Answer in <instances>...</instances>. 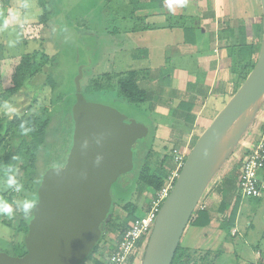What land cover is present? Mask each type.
I'll use <instances>...</instances> for the list:
<instances>
[{"label": "rangeland", "instance_id": "obj_1", "mask_svg": "<svg viewBox=\"0 0 264 264\" xmlns=\"http://www.w3.org/2000/svg\"><path fill=\"white\" fill-rule=\"evenodd\" d=\"M50 1L54 12L52 21L45 25L38 22V19L43 10L38 4L37 0H14V4L12 5L10 4V1L7 2L5 0H1L0 57L9 56V58L6 59L10 60L4 62L0 67V100L2 102L4 96V93H2L3 90L12 85L11 76L14 68L16 67V63L18 62L15 61L16 58H18V60H21L20 58L24 54L34 51L39 54L43 50H45L50 56H56L57 68L54 69V73L57 81H59V84L61 86V90H57L54 93L48 92V98L53 95L54 99H56L59 94L61 95L63 93V100L57 101L56 99L53 104L47 103L41 107H37V105L30 106L33 104L32 98L34 92L25 93L22 91V93L12 96L11 102L19 108L20 112L26 109L32 112H36L37 116L41 118V121L45 120L50 112L53 113L54 110L57 109V113L50 114L53 117V123L55 126L61 122L63 110H67L74 102L76 94L75 78L78 74L80 65H85L84 77L82 79V82L84 81L85 85L90 82V79H93L94 81L99 79L98 77H101L102 75L101 70L103 71L102 68H104L105 62L102 63L101 68H98V65L96 66L97 58H103V60H105L107 64L109 62L108 60H111L112 58L110 56H113L114 62L119 65L118 69L121 70L140 69L142 71H151V68L147 66V63L144 60L145 57L143 55L137 56V53L134 50L137 42H139L138 39H140L141 35H128L127 33H124L125 28L123 29V26L131 25L132 22H136L138 24L140 23V20L135 18L133 20L129 17H114L117 14L114 15L113 18L105 19L103 17L104 9L106 7L105 0ZM255 2H258L259 7L261 8L262 15L260 0H255ZM108 5L109 10H115L116 4L114 3V1L111 0ZM185 18L187 21L190 20V24L195 23L193 17L188 16ZM259 18L260 17L257 16L253 19V21H257ZM242 22H244V20H242ZM5 23H7V27H5ZM162 23H164V20H162ZM176 23L177 22L175 21V24ZM109 29H112L113 33H108L107 31H109ZM248 29H250V26L248 27ZM87 31L89 36L92 37L85 35L87 34ZM250 38L251 35H249V39ZM124 40L127 42H125ZM164 40L165 38L163 36H158V38L155 39L156 47L153 49V54L156 55L155 58L161 59L162 57L163 60L165 59V51L161 46ZM236 49L237 48H235V50ZM162 51H164V53ZM88 53H90L92 58L90 66H88ZM94 54L97 55V58L93 62ZM258 55L256 54V56ZM160 59L158 61H160ZM229 61L233 65L235 62H237L236 53L233 54V58H231V60ZM39 64L41 66V72L37 75L36 79L40 82L43 79L44 74L50 68H52V62L43 57L42 59H40ZM169 64L170 62H168V65ZM165 65H167V62L165 63ZM95 66L96 69L94 68ZM189 70L191 72L194 71V69ZM111 71H114V69H112ZM199 72L201 74H199V78L195 83L196 85L192 86V90L196 93L203 94L205 91V85L203 83L205 76H203V71ZM98 73L100 74L97 75ZM163 73L164 68H162V74ZM147 81L145 82L147 83ZM145 85L144 86L148 88L147 84ZM156 87L159 88L158 85H156ZM148 89L153 93V101L160 100V95H157L156 88L154 86H151V88ZM48 90L49 88H44V91L42 93H46V91ZM87 95L89 96L88 98L92 101L115 106L125 114L131 116V118H134L135 121L143 123L149 128L148 136L138 140L137 145L135 146V168L128 173L122 174L120 176L119 184H117V186H114L112 189L113 223L109 226L110 230H108L104 236L102 235L99 245L100 250L97 249V251H93L88 256L86 261L81 263L97 264L98 260L105 261L107 259L108 251L117 244L120 229L122 228L123 224L127 223V211L124 209L125 204L130 201L138 204V210L136 212V215L138 217L143 216L149 208L152 192H141L140 190H138L136 183V178L138 175L137 168L139 167L140 154L142 152L139 147L145 146V143L148 142V148L152 150L150 159L151 161L156 158L155 154L153 153L154 150L168 151L166 147L168 148L170 146H167V144L163 146L162 141L163 139L170 137L173 139L169 138L168 140L173 141V143H177L179 145V149H182L181 147L190 140V142H188L190 144V146L188 144V150L190 152L197 138L211 122L208 125L202 124V121H205L204 119L206 112L205 110H203L199 112V114L196 113L198 115V119L197 121H195L196 124H189L187 127L178 125L174 126L173 123L176 120L172 111L167 115L159 114L160 111L155 112V105L151 102V100L141 104H133L125 100L122 96L118 95L115 90L108 88L105 92L101 91L97 94ZM231 96V93L221 96L217 101L219 107L215 110L219 112L228 102ZM163 97H167V95L164 94ZM188 100H192V97H188ZM208 103L210 105L211 101H209ZM199 104V102L193 103V105H191V111L194 110L195 107ZM200 109L201 108L198 107L197 110ZM161 111L165 112L166 108ZM263 113V109L260 108L252 121H250L249 125H247V127L245 128L244 133H242L241 136L237 139L227 161H225L218 173L209 183L203 197L201 198L202 204H208V201L210 199L215 202V197L208 198V200H206V192H213L216 195H218L219 193L221 194L219 187H221L220 176L223 172L222 169L224 170L228 163L230 165L237 166L242 160L241 153H243L244 151L245 154V148H252V139H255L259 136V133L261 132L264 124ZM155 124H157V126L159 124L158 129L155 127ZM56 129L59 130L60 126H58ZM170 132H172L171 135L168 134ZM11 135L12 133L3 141L0 140V162L3 161L5 154L7 153V148L9 145L8 143ZM58 147H60L59 143L57 144V148ZM53 152L55 154L58 153V155L61 156L59 161H57V159H52L50 160V162L44 165V161H41L42 166L39 168V172L44 173L49 169L48 167L53 168L60 166V162L64 163V157H66V153L68 152L61 151L60 153L55 148L53 149ZM20 165L21 161L19 160L16 162V168L14 169V172L17 175V178L22 182L23 172L20 169ZM168 167L170 168V165H168ZM5 179L6 176L4 174V171L1 170L0 198L7 199L9 196H11L13 197V199L17 200L29 198L34 200L35 203L37 202V195L32 190V185L27 186L23 183L24 187L21 192L12 193L11 190H4ZM232 196L234 197V199L235 197L237 198L238 196H240V217L238 218V225L239 230H241V233H243V235L238 234L237 236L233 237L234 240L232 249L236 250L235 255H239V257L242 256V258L252 259L254 257L255 248H257L258 244L260 245L261 251L264 252V195L261 197L244 198L242 197L240 187L238 186L237 191L235 189ZM251 222L254 223L253 229L251 226L247 225ZM16 228V220L13 224L10 225L9 223H5L0 219V252H5L10 256H22L26 252V248L24 245V235L23 233L17 231ZM146 246L147 243L142 245V247H140L139 251L137 252L136 257L133 260L129 261L127 264H143ZM227 254L223 253L225 258L223 259L221 264H237L234 253L229 252ZM240 264H243V262H240Z\"/></svg>", "mask_w": 264, "mask_h": 264}, {"label": "water", "instance_id": "obj_2", "mask_svg": "<svg viewBox=\"0 0 264 264\" xmlns=\"http://www.w3.org/2000/svg\"><path fill=\"white\" fill-rule=\"evenodd\" d=\"M264 22V0H260ZM84 65L75 78L72 146L66 163L49 168L37 187V202L24 235L26 252H0V264H81L102 238L101 224L113 203L118 178L134 169V144L149 128L115 106L92 101L82 91ZM253 115L213 171L215 149L247 111ZM264 103V34L257 61L241 86L197 138L164 201L147 241L143 264H172L182 236L209 183Z\"/></svg>", "mask_w": 264, "mask_h": 264}, {"label": "trees", "instance_id": "obj_3", "mask_svg": "<svg viewBox=\"0 0 264 264\" xmlns=\"http://www.w3.org/2000/svg\"><path fill=\"white\" fill-rule=\"evenodd\" d=\"M5 1L8 2L10 0ZM37 1L43 10L42 14L38 19V22L46 25L52 21V16L54 12L51 1ZM164 3L165 0H128V4L126 3V7L116 5L115 10H109V5L107 4L104 10V14L106 15L107 19L113 18V16L117 14L114 17H129L134 20L135 13L139 9L162 8L164 6ZM254 9V13L256 14V16H259L260 18L257 21L252 20L249 23L250 29H248L247 26L239 25L237 31L238 34L232 40V48L234 50L235 48H237L235 50V53L237 55V62H235L233 65V73H235V76H237L234 91H236L241 86L249 72L254 67L258 58L256 54H259L262 45L264 34V22L263 16L261 15V8L259 7L258 2L254 3ZM185 22L188 23L185 28L186 42L196 43L198 40V27L195 24H190L189 21ZM145 29H148V26L132 22L128 30L140 31ZM85 35L89 36V34ZM249 35H251L250 39ZM39 54L34 51L22 55L20 62L16 65L13 70L11 76L12 85L8 88H5L2 92L4 93V96L2 102L0 100L1 104L5 100L11 101L12 96L20 94L22 93V91L25 93L34 92L32 98L33 104L30 106L37 105V107H41L47 103L53 104L56 99L57 101L63 100V93L61 95L59 94L56 99H54L53 95V97L50 96V98H48V92L54 93L57 90H61L59 81H57L54 73V69L57 68L56 56H50L45 50H43ZM88 56V66H90L92 62L90 53H88ZM43 57L52 62V68H50L44 74L43 79L39 82L36 78L37 75L41 72V66L39 64V61ZM98 78L99 79L94 81L93 79H90V82L86 85L84 84V81L82 82V91L87 98L89 97L87 94H97L101 91L105 92L108 88L115 90L118 95L122 96L125 100L130 103L141 104L151 100V102L155 105V102L152 99V92L145 87V80H142L137 74V72L134 70L118 73L105 72L101 75V77ZM44 88H49V90L46 91V93H42L44 91ZM177 98L180 99V106L178 110L174 111V117L179 119L185 116V120H187L188 122H193L194 115L191 114V105H193L194 102L192 101V103L188 100V98L186 99L185 96L181 95H178ZM72 105L67 110H63L61 122L55 126L53 123V117L50 114L57 113V109H55L53 113L50 112V114H48V116L43 121H41V118L37 116L36 112H32L27 109L20 112L21 115L19 117L14 118H9L1 111L0 140L3 141L11 133L12 135L8 143L9 145L7 148V153L5 154L3 161L0 162V171H4L5 167H11L14 170L16 168V162L20 160V169L23 172L22 183L27 186L32 185V190L36 194L38 187L37 185H39L41 181L42 174L47 171L46 170L44 173L39 172V168L42 166L41 161H44L43 165L50 162V160L52 159H57V161H59L61 156L58 155V153L55 154L53 152V149L55 148L60 153L61 151L68 152L66 153V157H64V163L60 162L59 165L62 166L66 163L67 156L72 146V135L74 129V120L71 109ZM21 120L30 122L28 126L32 127L33 131L28 135H22L20 133L19 125L21 123ZM58 126H60L59 130L56 129ZM137 142L133 146L134 154ZM58 143L60 144V147L57 148ZM174 145L175 147L179 146L177 143H174ZM148 146L149 145L147 142L145 143V146L139 147L142 152L140 154L139 167L137 168L138 175L136 178V183L138 190L143 193H153L155 191L160 190L161 187L165 184L166 177L170 171V168L168 167V160H170L171 158V152L170 154H167V150H154L153 153L155 154L156 158L150 161L152 150H150ZM166 149L168 148L166 147ZM240 167V163L237 166L233 167V169L230 170L229 173L223 177V179L221 180V187H219L221 191V202L218 204V211L224 215L220 226L221 228L225 229L228 235L232 234V229L237 224L240 210L239 199L241 195L237 198L235 197V199L232 196L234 190L236 189L237 191V187L239 186ZM262 174H264V171L262 172ZM119 180L120 177L118 178L115 186L119 184ZM7 199L11 201L13 197L9 196ZM230 207H232L231 211L227 213ZM124 209L127 211V223L123 224L122 228L120 229V234L125 230V228L129 226L131 222H134L138 218V216L136 215V212L138 210V204L131 201L127 202L124 206ZM112 212L113 203L106 220L103 221L101 224L103 236L108 230H110L109 226L113 223ZM32 216V213L28 217H25L22 213H17L12 218L0 215V219L1 221L9 223L10 225L13 224L16 220L17 231L25 235L28 230L29 221ZM214 217L215 216L212 215L210 210L208 208H205L203 210L195 211L189 224H193L196 226H209L214 220ZM99 245L100 241L96 245L94 251H97V249L100 250ZM222 255L223 251L221 249H217L215 251L187 249L183 247L180 243L175 253L172 264H221L220 260L222 258ZM234 257L237 264H240V262H242L239 256L234 255ZM97 264L103 263L98 260ZM246 264L256 263L251 262Z\"/></svg>", "mask_w": 264, "mask_h": 264}, {"label": "crops", "instance_id": "obj_4", "mask_svg": "<svg viewBox=\"0 0 264 264\" xmlns=\"http://www.w3.org/2000/svg\"><path fill=\"white\" fill-rule=\"evenodd\" d=\"M112 1L121 7H126L128 4V0ZM110 2L111 0H105V5L107 6ZM254 3L255 0H180V2H178V0H165L162 8H144L139 9L135 13V19L140 20V25L148 26V29L129 31L128 29L131 25L123 26V29L125 28L124 33H127L128 35H141L140 39L137 38L139 42H137L134 50L137 53V56L143 55L145 57L144 60L146 61L147 66L151 68V71H142L140 69L133 70L137 72L142 80H148L146 83L148 88L154 86L156 88L157 95H160V100L154 101L155 112L160 111L159 114L167 115L172 111L174 115V111L178 110L180 106V99L177 98L178 95L185 96L186 99L191 96L192 100L189 101L200 103V106H196L195 109L192 110L193 112L191 111V114L194 115L193 122H188L185 120V116H183L179 119L175 118L176 121L173 123L174 126L178 125L187 127L189 124H196L195 121L198 119L197 114L203 110L206 112L205 121H202V124L208 125L213 120L218 113V111L215 110L219 107L217 103L218 99L221 96L228 95L230 93L233 95L235 92L234 86L237 76L233 73V64L229 61L233 58V54H235V50L232 48V40L238 34L237 31L239 25L249 27V23L257 17L254 13ZM1 4L0 0V5ZM10 4H14V0H10ZM103 15V17L107 19L104 13ZM188 16L194 18V24L198 27V40L196 43H188L185 40V28L186 25H188V23L185 22L187 21L185 17ZM162 20H164V23H162ZM242 20H244V22H242ZM175 21L178 24H175ZM107 32L113 33V30L109 29ZM158 36H163L165 38L163 44H161L165 51L164 60L162 57L161 59L155 58L156 55L153 54V49L156 47L155 39H157ZM164 51L162 52L164 53ZM110 57L112 58L111 60H108L109 64H106V61L103 60V58L99 59L97 58V55L94 54L93 62L97 58L96 66L98 65V68H101L102 63L105 62L104 68H102L103 71L101 70L102 74L105 72L118 73L132 71L131 69H118L119 65L114 62L113 56ZM6 58H9V56L0 58V67L4 62L10 60ZM159 59L160 61H158ZM15 61H18L16 63L17 65L20 60L16 58ZM166 62L167 65H165ZM168 62H170L169 65ZM96 66L94 67L95 69ZM162 68H164L163 74ZM112 69H114V71H111ZM189 69H194V71L191 72ZM199 71H203V76H205L203 81L205 91L203 94L196 93L192 90V86L196 85L195 83L199 78V74H201ZM99 74L100 73L97 75ZM156 85H158L159 88H157ZM164 94H166L167 97H163ZM209 101H211L210 105L208 103ZM198 107L201 109L197 110ZM164 108H166V111H161L164 110ZM261 108L264 112V105H262ZM158 126L155 124L157 129ZM171 133L172 132L168 134L171 135ZM169 138L163 139L162 141L163 146L166 144L167 146H170L166 152L167 154H170L172 148L179 147H175L173 141L168 140ZM257 138L252 139L253 146L257 141ZM188 142H190V140ZM188 142L181 148L185 149L189 144ZM251 149L252 148H245V154L244 151L241 153L242 159ZM168 163L169 165L171 164V158L168 160ZM233 167L235 166L228 163L224 170L222 169L223 172L220 179L222 180L223 177L233 169ZM212 197H215V202L210 199L208 204L206 203V208H208L212 215L215 216L211 225L196 226L189 224L182 236L181 245L187 249H221L224 254L232 252L235 255L236 250L232 249L234 240L233 237L238 234L243 235V233L239 230L238 221L236 226L233 227L231 235H228L225 229L221 228L220 224L224 217V215L218 211V204L221 202V194L219 193L216 195L213 192H206V200ZM231 208L232 207H230L227 213L231 211ZM239 217L240 216L238 215V218ZM247 225L251 226L252 229L254 227L253 222ZM224 258V255H222L220 260L221 263ZM240 259H242L243 264L251 262L264 264V252L261 251L260 245L258 244L257 248H255L254 257L252 259L242 258V256ZM101 262L103 263V261Z\"/></svg>", "mask_w": 264, "mask_h": 264}, {"label": "built area", "instance_id": "obj_5", "mask_svg": "<svg viewBox=\"0 0 264 264\" xmlns=\"http://www.w3.org/2000/svg\"><path fill=\"white\" fill-rule=\"evenodd\" d=\"M188 146L185 149H171L170 171L165 184L160 190L152 193L150 205L145 214L131 222L119 235L117 244L108 251V257L103 264H127L133 260L140 247L147 243L153 230L160 209L171 193L183 165L189 155ZM264 124L252 149L241 160L239 187L242 197H261L264 194ZM261 172V173H260ZM206 208L200 201L196 211Z\"/></svg>", "mask_w": 264, "mask_h": 264}, {"label": "clouds", "instance_id": "obj_6", "mask_svg": "<svg viewBox=\"0 0 264 264\" xmlns=\"http://www.w3.org/2000/svg\"><path fill=\"white\" fill-rule=\"evenodd\" d=\"M180 2V0H178ZM7 27V23H5ZM0 111H2L9 118L19 117L21 115L19 108L11 101H4L0 104ZM30 122L21 120L19 125L20 133L28 135L33 131L32 127L28 126ZM6 179L4 181V190H11L12 192L19 193L23 189V183L17 178L14 170L11 167L4 168ZM36 207L34 200L25 198L23 200L12 199L9 201L6 198H0V215L12 218L17 213H22L28 217Z\"/></svg>", "mask_w": 264, "mask_h": 264}, {"label": "bare ground", "instance_id": "obj_7", "mask_svg": "<svg viewBox=\"0 0 264 264\" xmlns=\"http://www.w3.org/2000/svg\"><path fill=\"white\" fill-rule=\"evenodd\" d=\"M259 103L253 106L249 111L245 112L225 133L222 139L219 141L214 156L212 158L211 164L213 171L219 166L222 162L229 146L235 141L238 134L243 129L244 125L249 121L253 115L252 109L258 106Z\"/></svg>", "mask_w": 264, "mask_h": 264}]
</instances>
